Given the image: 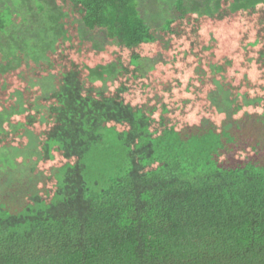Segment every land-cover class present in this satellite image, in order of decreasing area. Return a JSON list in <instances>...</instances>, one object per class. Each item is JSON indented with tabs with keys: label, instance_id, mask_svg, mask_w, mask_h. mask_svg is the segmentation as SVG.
Wrapping results in <instances>:
<instances>
[{
	"label": "trees",
	"instance_id": "obj_1",
	"mask_svg": "<svg viewBox=\"0 0 264 264\" xmlns=\"http://www.w3.org/2000/svg\"><path fill=\"white\" fill-rule=\"evenodd\" d=\"M52 1L67 36L46 59L0 53V111L19 109L0 151L28 144L23 125L44 176L22 212L0 204V264H264V2L201 15L177 0L157 30L139 0ZM80 17L111 42L81 40ZM113 61L106 85L88 79ZM50 76L47 94L32 84Z\"/></svg>",
	"mask_w": 264,
	"mask_h": 264
},
{
	"label": "rangeland",
	"instance_id": "obj_2",
	"mask_svg": "<svg viewBox=\"0 0 264 264\" xmlns=\"http://www.w3.org/2000/svg\"><path fill=\"white\" fill-rule=\"evenodd\" d=\"M176 1L139 0L142 17L151 28L160 30L172 17ZM258 2L264 0H231L229 7L231 10H238ZM9 4L12 5L13 15L12 19L7 20L9 25L0 34V53L6 57L12 54L9 61L12 66L18 65L22 57L26 61L46 59L49 52L55 48L56 41L67 36L65 12L52 0H0V8ZM220 4L221 0H185V5L190 11L201 15L215 13ZM74 21L77 23L80 39L91 42L95 49H103L111 42L105 28H89L81 17ZM161 59L159 54L152 58L136 59L134 63L141 72L146 73ZM120 69L119 61H113L91 68L88 79L99 80L106 85ZM32 84L41 86L44 94L55 88L51 76L32 81ZM210 98L215 106L230 113L231 93L225 87L220 86ZM18 110L9 108L0 111V130ZM13 128H23L28 144L22 148L7 147L0 151V204L10 213H20L24 209L26 196L35 191L37 182L44 176L33 172L39 156L37 135L21 124Z\"/></svg>",
	"mask_w": 264,
	"mask_h": 264
}]
</instances>
